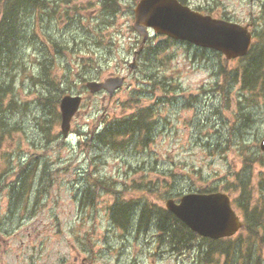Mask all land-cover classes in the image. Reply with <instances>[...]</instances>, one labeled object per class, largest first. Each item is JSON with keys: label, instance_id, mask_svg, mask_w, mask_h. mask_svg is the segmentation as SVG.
I'll return each mask as SVG.
<instances>
[{"label": "rangeland", "instance_id": "rangeland-1", "mask_svg": "<svg viewBox=\"0 0 264 264\" xmlns=\"http://www.w3.org/2000/svg\"><path fill=\"white\" fill-rule=\"evenodd\" d=\"M43 1L29 24L46 46L25 43L5 73L14 83L6 104H17L6 113L10 135L0 142V264H195L196 245L172 253L154 220L137 230L139 213L145 204L158 211L166 198L239 181L250 191L249 210L264 209V166L245 164L247 158H264V100L241 89L243 62L223 67L222 56L211 50L151 35L146 48L159 46L151 64L144 52L134 53L141 44L132 29L137 0H118L110 14L103 0ZM183 1L203 14L250 25L254 34L264 32V0ZM48 37L63 48L53 50ZM133 58L136 70L128 67ZM39 62L50 68V81L60 85L65 79L64 95L82 96L67 138L56 119L58 104L43 106ZM90 66L97 79L123 76L124 85L112 98L90 95L78 76ZM59 95L53 90L47 99ZM132 99L134 106L152 110L148 142L127 141L123 149L98 142L95 135L105 122L131 112ZM95 180L104 188L95 190ZM154 183L156 194L136 190ZM107 184L114 190L108 192ZM233 189L231 198L237 196ZM116 203L129 204L125 227L113 223ZM231 205L244 222L240 203ZM245 237L241 230L229 238L242 242V250L228 264H264V240L250 249ZM226 259L218 255L213 264Z\"/></svg>", "mask_w": 264, "mask_h": 264}, {"label": "trees", "instance_id": "trees-1", "mask_svg": "<svg viewBox=\"0 0 264 264\" xmlns=\"http://www.w3.org/2000/svg\"><path fill=\"white\" fill-rule=\"evenodd\" d=\"M104 11L108 14L115 11L114 8L118 7V0H103ZM136 1V0H133ZM184 4L183 0H179ZM43 0H0V142L10 135V130L6 128L8 117L6 113L12 114L14 110V100H11L9 104H6L7 97L11 94L14 83H9V77L5 74L7 69H10V63H14V59L19 52L20 47L25 43L33 45L37 43L38 46H46L41 44L40 41L30 32L31 24L29 21L31 18H35L38 11L44 8ZM255 41L253 42L249 53L239 59V62H243L240 70L241 89L250 93H255L259 99L264 100V32L254 34ZM76 42V40H74ZM172 41L166 39V43ZM53 48L60 51L63 45L59 42L52 41ZM50 41H47V45H51ZM38 50L40 48L36 47ZM42 51V50H41ZM56 51V52H58ZM159 52V46L148 47L145 49L143 58L145 62H151L155 59ZM42 58L46 59L44 52ZM41 67L40 78L41 84L45 85V92L43 94L44 102L46 105L53 108L58 104L59 98L64 95L67 87L64 86L65 79L58 85L54 81L48 79L49 67L45 62H39ZM99 66V65H97ZM9 72V71H8ZM239 72V71H238ZM97 69L92 66L88 70H85L83 75L78 76L82 81L97 79ZM226 82H231V77L228 74H224ZM234 81V80H233ZM227 84V83H226ZM53 90H59L60 95L54 99H47V94ZM52 95V93H51ZM135 100L132 99L127 103L128 110L131 112L125 114L122 118L111 119L105 122L99 132L96 133L95 138L103 145L111 146L117 149H123L126 142L131 140H141V142H148L151 131L153 130L152 110L150 107L140 108L135 105ZM17 104V103H16ZM6 108H8L6 110ZM59 115L56 119L58 122ZM116 149V150H117ZM252 165L259 164L264 166L263 158H247L246 163ZM24 168L21 170V172ZM92 187L96 190L104 188L102 183H98L96 180ZM90 187V189L92 188ZM232 192H237L238 196L234 199L235 203H240L239 208L242 211L244 217V225L242 231L246 233L245 242H248L250 249L258 242H263L264 234L258 235V231L264 230V209L253 208L249 210V198L250 191L247 188V184L239 181V185H234ZM105 189L109 191L114 190L108 184ZM158 189L155 183L151 186H144L140 189H136L137 192H141L148 196L149 194H156ZM205 192H214L216 189L204 190ZM87 198L91 196L89 190H86ZM147 201L146 199H140ZM129 204L116 203L111 207V217L113 223L119 227H125L129 221ZM153 218V219H152ZM151 220H154L156 230L159 233L161 241L165 240V244L170 248V251L174 253H183L185 251L190 252L191 248L197 246V258H194L195 264H213L215 258L218 255H224L227 259L224 264L229 263V258L236 254L237 250H242V242L229 243V239H222L217 241H211L198 237L196 234L189 231L178 219L165 209L158 211H152L150 206L145 204L142 206L138 219V230L145 228ZM262 233V232H261ZM199 241V244L197 242ZM228 242V243H227ZM195 252V251H194ZM251 254V253H250Z\"/></svg>", "mask_w": 264, "mask_h": 264}, {"label": "water", "instance_id": "water-1", "mask_svg": "<svg viewBox=\"0 0 264 264\" xmlns=\"http://www.w3.org/2000/svg\"><path fill=\"white\" fill-rule=\"evenodd\" d=\"M133 29L145 42L148 29L175 40L187 41L195 46L222 53L226 65L229 60L243 57L251 44V33L247 26L202 15L183 6L178 0H139L133 9ZM135 69V63L129 64ZM123 84V78L107 77L104 81H89L86 88L91 94L106 91L109 97ZM80 96L65 95L60 99V130L68 136L74 116H78ZM264 151V140L261 142ZM165 208L188 229L200 237L217 240L233 236L242 226L230 207L229 198L222 193H190L180 197L176 203L165 201Z\"/></svg>", "mask_w": 264, "mask_h": 264}, {"label": "bare ground", "instance_id": "bare-ground-1", "mask_svg": "<svg viewBox=\"0 0 264 264\" xmlns=\"http://www.w3.org/2000/svg\"><path fill=\"white\" fill-rule=\"evenodd\" d=\"M132 218V217H131Z\"/></svg>", "mask_w": 264, "mask_h": 264}]
</instances>
